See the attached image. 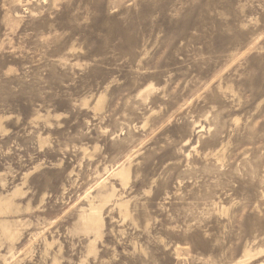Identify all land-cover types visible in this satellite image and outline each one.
I'll return each mask as SVG.
<instances>
[{
  "label": "rangeland",
  "instance_id": "1",
  "mask_svg": "<svg viewBox=\"0 0 264 264\" xmlns=\"http://www.w3.org/2000/svg\"><path fill=\"white\" fill-rule=\"evenodd\" d=\"M0 264H264V0H0Z\"/></svg>",
  "mask_w": 264,
  "mask_h": 264
}]
</instances>
